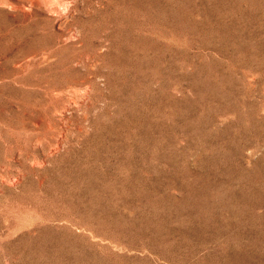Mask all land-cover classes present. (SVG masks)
<instances>
[{
	"label": "rangeland",
	"instance_id": "1",
	"mask_svg": "<svg viewBox=\"0 0 264 264\" xmlns=\"http://www.w3.org/2000/svg\"><path fill=\"white\" fill-rule=\"evenodd\" d=\"M0 264H264V0H0Z\"/></svg>",
	"mask_w": 264,
	"mask_h": 264
},
{
	"label": "bare ground",
	"instance_id": "2",
	"mask_svg": "<svg viewBox=\"0 0 264 264\" xmlns=\"http://www.w3.org/2000/svg\"><path fill=\"white\" fill-rule=\"evenodd\" d=\"M5 5V4H4Z\"/></svg>",
	"mask_w": 264,
	"mask_h": 264
}]
</instances>
